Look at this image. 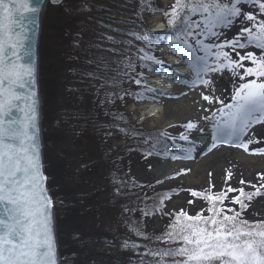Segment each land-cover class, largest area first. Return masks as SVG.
Instances as JSON below:
<instances>
[{
	"label": "snow or ice",
	"instance_id": "snow-or-ice-1",
	"mask_svg": "<svg viewBox=\"0 0 264 264\" xmlns=\"http://www.w3.org/2000/svg\"><path fill=\"white\" fill-rule=\"evenodd\" d=\"M137 8L134 22L112 17H108V24L101 21L104 31L92 46L99 54L88 58L89 66L97 71L77 68L76 75L81 82L98 80L101 87L115 89L106 92L105 103L130 99L134 104L162 105L165 99L194 93L197 115L145 135L125 115L117 114L130 126L117 125L119 131L142 138L148 145L145 159L194 161L221 146L264 157V0H174L168 8H145L137 0ZM93 10L90 0H0V264H70L58 244L57 217L65 202L50 188L43 163L41 37L50 13L71 20ZM143 11L159 12L166 18L167 30L146 28ZM84 32L76 28L64 35L79 49ZM161 44L184 63L172 65L159 58L156 50ZM70 58L75 61L79 55ZM180 67H186L191 75L177 71ZM148 73L182 87L177 92L153 87ZM225 76L227 94L218 95L217 82ZM67 91L75 95L79 90L73 87ZM64 115L79 118L75 111ZM131 115L136 116L135 109ZM58 126L63 124L58 122ZM70 130L76 136L81 134L76 126ZM89 167L87 163L79 165L73 175ZM156 171L155 183L134 181L132 185L152 189L154 197L145 195L140 201L143 207L122 209L130 235L93 241L103 244L100 251L119 245V250L131 251L138 264H264V213L255 212V220L247 218L253 205L264 201V172L257 173L255 181L240 178L233 185L234 172L228 170L219 188L212 183L202 189L181 184L155 191L157 186L186 177L192 169L162 167ZM180 192L191 197L189 206L197 201L206 206L195 214L184 207L168 208ZM156 216L169 222L162 233L152 235L148 220ZM73 237L82 239L75 230ZM87 264L98 262L88 260Z\"/></svg>",
	"mask_w": 264,
	"mask_h": 264
},
{
	"label": "rangeland",
	"instance_id": "rangeland-1",
	"mask_svg": "<svg viewBox=\"0 0 264 264\" xmlns=\"http://www.w3.org/2000/svg\"><path fill=\"white\" fill-rule=\"evenodd\" d=\"M141 2L145 8L148 5L168 8L174 0ZM90 4L93 11H85L71 20H66L60 13H50L43 25L45 31L41 37L40 85L45 167L50 188L65 202V207L60 209L57 217L59 248L61 255L69 258L70 264L73 261L75 264H87L88 260H95L98 264H138V258L131 251L119 250V245L105 252L100 251L103 248L102 243H93L97 240H117L130 235L124 223L127 217L122 209L125 206L143 207L140 203L143 197L155 195L150 188L133 187L134 181L138 184L155 183L156 170L172 165L176 170L191 168L192 172L186 177L166 183L163 187L157 186L155 191L175 188L181 184L184 187L202 189L212 183L219 188L223 186L224 174L228 170L234 172L231 181L233 185L240 178L255 181L257 173L264 172V157L221 146L208 156H198L194 161H165L156 157L145 159L143 153L148 145L142 138H135L131 133L122 134L116 126H130L120 121L117 114L125 115L131 125L142 130L145 135L155 133L167 129L169 124H180L195 118L197 113L192 103V96L195 94L176 100L165 99L160 104L163 112L154 117L150 113V103L134 104L130 99L123 103L119 100L105 103L106 92L115 89L101 87L98 80L81 82L76 75V69L81 72L97 71L89 66L88 58L99 54L94 52L92 46L99 40L98 34L104 31L101 21L108 24V17H112L113 20L134 22V13L138 10L137 0H90ZM105 8L112 10L103 11ZM143 21L148 29H154L158 23L164 24L166 30L168 27L166 18L159 12L143 11ZM118 27L127 28L128 25ZM76 28L85 30L83 44L79 49H74L70 38L64 35L66 31L72 32ZM167 52L166 47L161 44L156 55L166 61ZM77 53L78 60L70 58ZM158 76L160 75L155 73L147 74L151 86L155 87L154 82L157 80H168ZM73 87L79 91L75 95H69L67 89ZM228 87V77L225 76L222 81L217 82V94L226 95L225 89ZM133 109L136 116L131 115ZM66 111L77 112L79 118L66 117ZM141 115L144 117L143 121L140 120ZM58 122L63 126L59 127ZM72 126H76V130L81 133L79 136L70 130ZM109 131L112 135H106ZM86 163L90 165L87 171L73 175L79 165ZM209 172L212 173L211 177ZM190 198L188 193L180 192L168 203V208L184 207L190 214H195L200 207L206 206L200 201L189 206L187 200ZM249 212V220L257 219L254 213H264V201H257ZM168 222L163 216L150 218L149 233H162ZM73 230L82 239H75ZM131 239L135 240L136 237L131 236ZM73 252L76 253L75 257L72 256Z\"/></svg>",
	"mask_w": 264,
	"mask_h": 264
},
{
	"label": "bare ground",
	"instance_id": "bare-ground-1",
	"mask_svg": "<svg viewBox=\"0 0 264 264\" xmlns=\"http://www.w3.org/2000/svg\"><path fill=\"white\" fill-rule=\"evenodd\" d=\"M165 28H166V26L164 24L158 23L154 29L157 30V31H164V30H166ZM167 53L168 54H167L166 62L168 64L175 65V63L176 64H181L182 63L181 60H177L176 59V58H178V56L172 55L170 52H167ZM185 69L186 68L180 67V68L177 69V71L185 74L186 73ZM158 77H160V76H158ZM154 83L156 85L155 86L156 88L164 89L165 91H168V92H177L178 89H180L179 86L173 84L171 81H168V80L160 79V80L155 81ZM160 106H161L160 104H155V105L151 104L150 113L155 112L156 109H159V111L156 112L155 116H160V114L163 112V109L160 108ZM152 117H154V116L152 115ZM167 168L170 169V170L174 169L172 165L168 166ZM156 175L158 176L157 171H156Z\"/></svg>",
	"mask_w": 264,
	"mask_h": 264
},
{
	"label": "water",
	"instance_id": "water-1",
	"mask_svg": "<svg viewBox=\"0 0 264 264\" xmlns=\"http://www.w3.org/2000/svg\"><path fill=\"white\" fill-rule=\"evenodd\" d=\"M39 95L41 98V126H42V138H43V143H44V134H43V125H42V121H43V100H42V95H41V85H40V78H39ZM43 163H44V167H45V146L43 149ZM45 171H46V167H45ZM49 184V182H48ZM58 244H59V239H58ZM59 252H60V248H59Z\"/></svg>",
	"mask_w": 264,
	"mask_h": 264
}]
</instances>
